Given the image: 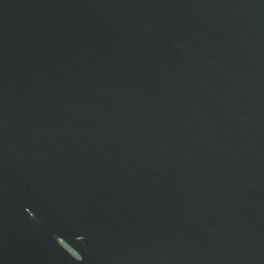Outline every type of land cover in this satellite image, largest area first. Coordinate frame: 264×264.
I'll use <instances>...</instances> for the list:
<instances>
[{"label":"water","instance_id":"1","mask_svg":"<svg viewBox=\"0 0 264 264\" xmlns=\"http://www.w3.org/2000/svg\"><path fill=\"white\" fill-rule=\"evenodd\" d=\"M0 264H264V0H0Z\"/></svg>","mask_w":264,"mask_h":264}]
</instances>
